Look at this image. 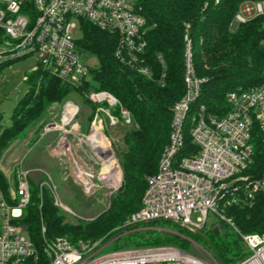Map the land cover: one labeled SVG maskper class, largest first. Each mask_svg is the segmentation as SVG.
Returning <instances> with one entry per match:
<instances>
[{"label": "built area", "instance_id": "2783aa9c", "mask_svg": "<svg viewBox=\"0 0 264 264\" xmlns=\"http://www.w3.org/2000/svg\"><path fill=\"white\" fill-rule=\"evenodd\" d=\"M136 3L137 0H0V69L36 55L33 72L42 69L74 87L83 86L88 82L91 69L80 53L78 33L81 24L88 22L114 33L117 37L115 57L150 77L151 71L142 65L146 19L138 13ZM257 15L264 17V0H244L235 21L244 23ZM186 26L189 28L188 24ZM185 39L186 89L172 107L169 143L156 173L147 177L141 207L123 223L122 232L110 240H80L74 244L66 236L47 239L42 220L40 249L22 223L24 210L31 202L29 172L21 167L13 173V169L10 173L14 190L10 201L0 189V264H29L38 261L41 253L47 264H219L208 252L198 255L175 245L104 251L111 241L132 227L157 220L180 224L194 233L223 224L241 233L233 218L226 215L225 208L239 204L241 196L248 199L257 192H264V165L260 171L256 166V137L259 135L264 149V81L246 89L228 91L226 109L221 110V115L211 111L200 101L204 79L195 74L190 40L187 36ZM28 77L24 76L26 82ZM83 96L98 112H103L111 124L136 125L130 110L113 93L92 89L83 92ZM57 108L59 112L53 116ZM80 112L81 106L73 100L53 106L49 112L51 121L44 126L41 137L57 132L55 150L65 147L71 150L70 146L81 145L85 138L92 149L89 137L97 124L94 121L89 134H83L78 122ZM1 121L0 136L5 129ZM187 136L190 146H187ZM107 146L112 151L109 144ZM73 169L88 193L103 185L118 188L121 184L117 185L121 177L118 170L115 179L105 175L98 184L88 178V172L81 175L76 161ZM39 187L41 203L46 187L55 204L62 205L56 187L49 180L42 181ZM210 213L215 214L218 221L207 229ZM242 243L249 254L237 264H264V231L242 234Z\"/></svg>", "mask_w": 264, "mask_h": 264}, {"label": "trees", "instance_id": "16d2710c", "mask_svg": "<svg viewBox=\"0 0 264 264\" xmlns=\"http://www.w3.org/2000/svg\"><path fill=\"white\" fill-rule=\"evenodd\" d=\"M243 1L137 0V11L146 19L142 65L149 68L150 77L115 57L117 37L114 33L88 22L81 24L79 49L83 57L92 55L99 62L98 68L91 70L95 84L88 81L81 87H74L42 69L29 75L28 91L17 103L12 125L5 127L0 136V162L11 145L23 142L32 132L39 138L53 106L63 103L73 91L82 97L83 92L92 89L113 93L130 110L136 123L125 130L118 151L122 182L110 195L108 207L97 217L76 222L66 220L61 208L54 203L50 189H43L41 203L40 187L31 184V202L24 210L22 223L40 249L43 244L42 220L47 239L66 236L74 244L80 240L94 242L120 234L123 223L141 207L147 177L156 173L161 155L169 143L172 107L186 89V36L191 44L195 74L204 79L200 101L211 111L221 115V110L226 109L228 91L239 87L246 89L264 81V17L257 15L247 22L238 23L236 28L232 27ZM83 103L84 107L96 108L85 98ZM80 113L81 117L83 112ZM92 118L90 115L86 121L90 122ZM260 140L259 135L256 137V166L259 171L264 165V149ZM187 146H190L188 136ZM110 157L117 167L114 155L110 153ZM14 170L16 173L18 169ZM12 187L0 169V189L9 201ZM241 197L239 204L225 208L226 215L233 218L243 234L263 232L264 192H257L248 199ZM163 225L172 230H159L158 226ZM223 226L224 233H228L226 239L221 238L222 231L202 232L200 235L189 232L180 224L157 220L132 227L114 243L176 244L183 249L189 242L181 235L189 233L209 247L211 244L210 249L221 264H237L246 255L244 246L233 228L228 224ZM29 264H47V259L41 253L38 261H30Z\"/></svg>", "mask_w": 264, "mask_h": 264}, {"label": "rangeland", "instance_id": "374dc122", "mask_svg": "<svg viewBox=\"0 0 264 264\" xmlns=\"http://www.w3.org/2000/svg\"><path fill=\"white\" fill-rule=\"evenodd\" d=\"M78 27H80L79 21ZM238 23L235 21L232 25L233 28H236ZM82 37V31L78 33V38ZM84 61L89 66V68L97 69L99 66V62L96 57L92 55L84 56ZM37 65V57L36 55L29 56L26 59H21L11 64V67L4 66L0 69V113L3 114V118L1 124L3 127H9L12 125V116L14 110L17 106L19 100L26 94L28 91V83L25 81L24 76L30 75ZM90 81L91 84H95L92 80L91 72L88 74L87 79ZM83 97L76 92H71L68 97L65 99L73 100L76 104L81 106V112L83 115L80 117L79 120L83 121L84 129L86 127L87 130L83 131V134L88 135L90 132L91 125L94 123L97 124V129L101 131L103 134L100 135L101 144L108 145L111 147L112 151L109 149L107 150L103 145V155L109 161L114 172H110V168L108 169L104 165H101L98 156L94 153V150L91 149L90 145L85 141L81 145H77L76 148L73 149V152L68 154L67 156L70 157V161L75 163V161L79 164V168L81 169V175L83 173L90 174L88 176L93 182H97L100 184L103 177L106 175L110 177L111 175L116 178V173L118 170L119 185L122 182V170L120 166V160L118 157L119 147L123 143V136L125 130L128 128L123 126L122 123H118L113 125L109 122L108 118L103 112H98L97 108L91 107H84L85 103H83ZM64 101V102H65ZM63 102V103H64ZM62 103V104H63ZM59 108L54 110L53 116L58 114ZM81 115V113H80ZM90 115H93V118L90 122H86V118ZM51 121V116L48 114L46 118V123ZM44 124V126L46 125ZM82 127V123H80ZM89 125V126H87ZM44 129V127H43ZM83 130V128H82ZM42 133V132H41ZM41 133L37 138L32 132V134L23 142L17 145H11L4 153L1 162L0 168L6 178L12 183L13 187L11 189V195L14 190V183L12 182V175L10 173L13 169H20L23 167L29 173V178L31 180L32 186L38 185L42 182L47 180L46 172L48 169V161L50 163L49 168L52 170H60V160L61 156L55 152L54 147H50V150L47 151L46 144L51 142L53 134H49L50 132L46 133L45 136L41 137ZM79 142H77L78 144ZM110 153L114 154V157L118 163V168L116 170L115 164L110 157ZM68 162V164H69ZM104 166V167H103ZM73 168V166L71 165ZM120 168V169H119ZM15 171V170H14ZM19 171V170H17ZM68 174H71V179L65 182H59V180L55 177L58 185L57 195L62 205H58L61 208L62 215L65 217L66 220H70L72 222H76L77 220L84 219L89 220L97 217L101 212H103L109 205L110 200V193L112 194L117 187H111L109 185H103L101 189L93 190L92 192H86L85 186L79 180L76 179L74 169L67 171ZM121 172V175H120ZM108 173V174H107ZM115 174V175H114ZM85 175V174H84ZM85 177V176H84ZM118 177V176H117ZM117 181V179H116ZM116 185V184H115ZM54 199V198H53ZM55 203V199H54ZM197 214L193 216L195 219ZM218 218L215 214L210 213L208 217L206 228H211L216 222ZM220 234H222L221 238L226 239L228 237V233L225 234V228L223 225L216 226ZM157 228V227H156ZM159 230L168 232L172 230L171 227L168 225H163L159 228ZM188 230V229H187ZM189 232H192L188 230ZM210 231H215V228H211L206 230L205 233L210 234ZM235 231V230H234ZM238 236L240 237L241 244L242 243V234L238 231H235ZM185 240L189 242V245L183 247L186 251L193 252L198 255H202L203 252H208L210 256H212L219 264L220 261L216 258L212 250L208 245L205 244L202 240L195 238L193 235L189 233H184L181 235ZM112 239V238H111ZM110 240V238H109ZM116 240V239H115ZM123 243V244H122ZM160 245H127L124 241L114 243V240L111 241L104 251H113L116 249H125V248H139V247H148V246H161ZM168 245V244H166ZM170 245V244H169ZM176 245V244H172ZM179 246V245H177ZM181 247V246H180ZM246 253L245 257L248 256L249 251L244 247V254ZM243 255V254H242ZM244 257V258H245ZM241 261V260H240ZM215 264V263H214Z\"/></svg>", "mask_w": 264, "mask_h": 264}, {"label": "crops", "instance_id": "0c3cea01", "mask_svg": "<svg viewBox=\"0 0 264 264\" xmlns=\"http://www.w3.org/2000/svg\"><path fill=\"white\" fill-rule=\"evenodd\" d=\"M78 122L79 123H82V128H83V131H86L88 127H86L84 129L83 127V121H81V119L79 120L78 118ZM87 122V121H86ZM89 126V125H87ZM49 134H53V137H52V140L51 142H49L48 144H46V149L47 151L50 150V147H54L55 145V141L57 139V132L55 131H52L50 132ZM45 136V135H44ZM74 148H76L77 146H73ZM72 146H70L71 150H68L66 147L62 150H55V152H57L61 158H59L60 162V170H53L54 173H52V170L49 168V161H48V169L47 172H46V176H47V180H49L55 187H56V192H57V189H58V185H57V181L55 179V177L59 180V182H65L67 184V181L69 180V178L71 179V174H68L67 171H70L71 169H73L71 167V165L74 167V164L72 161L69 162L70 160V157H68L67 155L72 153L73 152V148ZM69 162V164H68ZM77 163V162H76ZM77 165L79 166V164L77 163ZM55 175V177H54Z\"/></svg>", "mask_w": 264, "mask_h": 264}, {"label": "bare ground", "instance_id": "6f19581e", "mask_svg": "<svg viewBox=\"0 0 264 264\" xmlns=\"http://www.w3.org/2000/svg\"><path fill=\"white\" fill-rule=\"evenodd\" d=\"M96 129H97V127L95 126V129H93V132H92L91 136L89 137L90 142L92 144V149L94 150V153L98 156V158L101 161V163L105 167H107L108 169L110 168V172L113 173L114 169L112 168V166L109 163V161L104 157L103 152H102L103 151L102 145L107 150H108V146L104 145L103 143L101 144L102 141H101V138H100V132H98Z\"/></svg>", "mask_w": 264, "mask_h": 264}, {"label": "water", "instance_id": "95a60500", "mask_svg": "<svg viewBox=\"0 0 264 264\" xmlns=\"http://www.w3.org/2000/svg\"><path fill=\"white\" fill-rule=\"evenodd\" d=\"M3 117V114L0 113V120L2 119ZM216 231L219 232V230L217 229V227H215ZM197 234H200V235H203L201 232H196ZM210 244V243H209ZM210 247H211V244H210Z\"/></svg>", "mask_w": 264, "mask_h": 264}]
</instances>
